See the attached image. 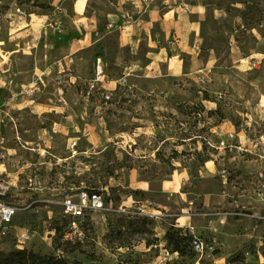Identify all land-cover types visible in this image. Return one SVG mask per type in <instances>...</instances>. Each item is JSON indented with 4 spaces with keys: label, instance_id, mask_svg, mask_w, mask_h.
Segmentation results:
<instances>
[{
    "label": "rangeland",
    "instance_id": "obj_1",
    "mask_svg": "<svg viewBox=\"0 0 264 264\" xmlns=\"http://www.w3.org/2000/svg\"><path fill=\"white\" fill-rule=\"evenodd\" d=\"M88 1L104 31L65 70L45 55L54 47L38 43L63 40L73 0H0V179L10 183L1 199L15 209L10 221L0 214V252L158 264L167 248L168 261L227 264L251 243L247 261L264 264V0H192L207 6L198 35L204 61L191 69L184 55L180 76L126 69L138 55L106 30L115 0ZM42 14L43 33L18 34ZM25 98L45 104L33 109ZM201 103L219 105L225 118ZM82 190L102 193L104 207L66 212L64 200ZM112 190L119 194L107 200ZM138 202L156 214L119 211ZM172 223L213 249L174 253L162 239Z\"/></svg>",
    "mask_w": 264,
    "mask_h": 264
},
{
    "label": "crops",
    "instance_id": "obj_2",
    "mask_svg": "<svg viewBox=\"0 0 264 264\" xmlns=\"http://www.w3.org/2000/svg\"><path fill=\"white\" fill-rule=\"evenodd\" d=\"M113 8L107 11L108 32H119V46L131 48L138 55L125 68H139L144 71H166L169 75L180 76L185 72L184 55L190 58V67L195 68L204 60L199 54L198 35L200 23L207 10L203 2L192 0H115ZM88 0H73L72 13L66 20L67 32L63 40L56 44L53 40H40L54 49L47 51L54 61H59L65 70L74 68V63L84 59L83 52L95 48L100 41L101 17L96 12H88ZM47 14L37 15L18 34L43 33L41 26ZM20 31L19 29H17ZM15 37V35H13ZM264 38V36H262ZM31 41H34L33 39ZM37 44V45H38ZM56 44V45H55ZM35 44V46H37ZM145 46L146 52L141 56ZM99 58V57H97ZM55 65V64H54ZM207 101V100H206ZM25 106L33 109L45 104L37 99H24ZM208 108L214 107L207 105ZM188 226V225H187Z\"/></svg>",
    "mask_w": 264,
    "mask_h": 264
},
{
    "label": "trees",
    "instance_id": "obj_3",
    "mask_svg": "<svg viewBox=\"0 0 264 264\" xmlns=\"http://www.w3.org/2000/svg\"><path fill=\"white\" fill-rule=\"evenodd\" d=\"M203 100H210L209 94L206 92L203 95ZM200 110L207 111L208 114H219L221 118H225L221 107H218L213 110H206V107L203 103L200 104ZM199 111V114H201ZM199 136V135H195ZM137 194L138 192L135 191ZM119 194L117 190H112V192L106 196V199H110L112 196ZM55 234L53 236V243L55 250H61L62 243L66 240L65 233L62 231V228L59 225L54 226ZM194 235L188 231L186 227H177L175 223H172L166 230L163 241L166 243V246L170 247L173 252H177L180 256L184 257L189 255L193 257L195 255V250L192 246ZM147 244H152V241H147ZM247 252L255 254L256 251L252 250V244L249 243L243 248L229 255L227 259L228 263L233 264H252L247 260ZM0 264H84L83 261L74 259L70 261L66 256L61 254H43L34 250L27 248L22 249H13L11 251L0 252ZM121 264H140L137 261H127ZM166 264H180L179 261H168Z\"/></svg>",
    "mask_w": 264,
    "mask_h": 264
},
{
    "label": "built area",
    "instance_id": "obj_4",
    "mask_svg": "<svg viewBox=\"0 0 264 264\" xmlns=\"http://www.w3.org/2000/svg\"><path fill=\"white\" fill-rule=\"evenodd\" d=\"M59 28V27H58ZM61 28H59V31ZM22 92L32 96L36 89L35 87H29L22 90ZM10 188V183L7 180L0 179V214L2 217V220L10 221L12 215L15 212V209L9 205H6L4 201H2L1 197L2 195H5ZM78 200H75L71 197H67L64 200L65 205V211L70 212L74 215H82L84 214L85 210L88 208L91 209H102L106 203L105 197L102 193L97 191H88V190H82L78 193ZM112 203V200H110ZM160 207V206H159ZM158 207V208H159ZM154 209H156L153 206ZM119 211L122 213H131V214H143L148 216H154L156 213L154 211L147 210V206L141 202H138L136 204V207L134 209H131L130 206L123 205L119 208ZM209 213H204V215H207ZM193 249L196 252H202L204 253L208 248L213 249V246H210L206 244V242L199 237L198 235H194L193 241H192ZM177 254V252H174ZM172 255L171 252L166 248L164 250V256L162 259H160L158 264H166L168 262V256Z\"/></svg>",
    "mask_w": 264,
    "mask_h": 264
}]
</instances>
